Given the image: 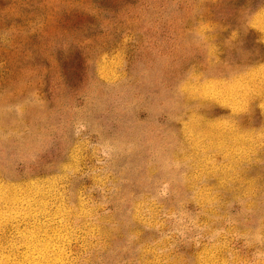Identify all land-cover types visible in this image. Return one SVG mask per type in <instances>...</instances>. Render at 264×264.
<instances>
[{
  "label": "rangeland",
  "instance_id": "1",
  "mask_svg": "<svg viewBox=\"0 0 264 264\" xmlns=\"http://www.w3.org/2000/svg\"><path fill=\"white\" fill-rule=\"evenodd\" d=\"M0 264H264V0H0Z\"/></svg>",
  "mask_w": 264,
  "mask_h": 264
}]
</instances>
